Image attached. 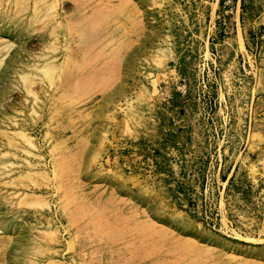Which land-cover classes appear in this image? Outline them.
Segmentation results:
<instances>
[{
    "label": "rangeland",
    "instance_id": "rangeland-1",
    "mask_svg": "<svg viewBox=\"0 0 264 264\" xmlns=\"http://www.w3.org/2000/svg\"><path fill=\"white\" fill-rule=\"evenodd\" d=\"M0 264H264V0H0Z\"/></svg>",
    "mask_w": 264,
    "mask_h": 264
}]
</instances>
